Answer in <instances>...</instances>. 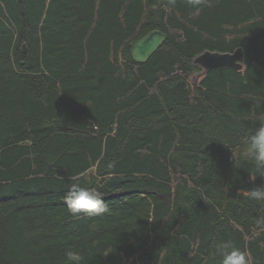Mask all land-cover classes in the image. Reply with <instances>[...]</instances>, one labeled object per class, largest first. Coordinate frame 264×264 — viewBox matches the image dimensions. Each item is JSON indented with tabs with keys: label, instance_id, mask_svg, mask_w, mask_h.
<instances>
[{
	"label": "trees",
	"instance_id": "1",
	"mask_svg": "<svg viewBox=\"0 0 264 264\" xmlns=\"http://www.w3.org/2000/svg\"><path fill=\"white\" fill-rule=\"evenodd\" d=\"M238 48L241 71L196 79ZM262 116L264 0H0V264H219L221 242L264 264V202L240 193L264 178L231 153ZM72 183L110 212L69 214Z\"/></svg>",
	"mask_w": 264,
	"mask_h": 264
},
{
	"label": "clouds",
	"instance_id": "2",
	"mask_svg": "<svg viewBox=\"0 0 264 264\" xmlns=\"http://www.w3.org/2000/svg\"><path fill=\"white\" fill-rule=\"evenodd\" d=\"M168 2L174 4L175 0H168ZM190 2L199 3V0H190ZM256 124L259 126L254 127ZM254 125L245 132L239 149L235 153L231 152L234 166L240 167L244 164L250 166L247 169L250 181H254L257 175L264 178V116L260 117ZM240 193L249 200L264 202V185L240 190ZM103 198V193L99 190L81 187L78 183H72L62 197L68 213L76 217L81 215L94 217L109 213L110 208ZM256 224L264 228V219H257ZM217 252L219 264H252L250 255L231 242H221ZM65 255L66 264H83L82 254L68 251Z\"/></svg>",
	"mask_w": 264,
	"mask_h": 264
},
{
	"label": "water",
	"instance_id": "3",
	"mask_svg": "<svg viewBox=\"0 0 264 264\" xmlns=\"http://www.w3.org/2000/svg\"><path fill=\"white\" fill-rule=\"evenodd\" d=\"M167 35L159 30L150 31L144 37L135 42L130 50V58L138 64L146 63L150 57L163 45ZM23 52L25 47L23 46ZM243 51L241 48L233 52H210L204 51L196 56L193 63L202 69V72L196 76V79L210 72L211 70L230 67L235 71H241Z\"/></svg>",
	"mask_w": 264,
	"mask_h": 264
}]
</instances>
